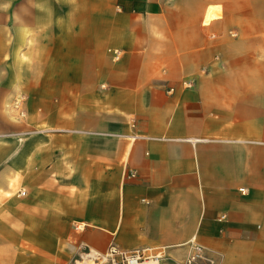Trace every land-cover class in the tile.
<instances>
[{
	"label": "crops",
	"instance_id": "0c3cea01",
	"mask_svg": "<svg viewBox=\"0 0 264 264\" xmlns=\"http://www.w3.org/2000/svg\"><path fill=\"white\" fill-rule=\"evenodd\" d=\"M110 244L264 264V0H0V264Z\"/></svg>",
	"mask_w": 264,
	"mask_h": 264
},
{
	"label": "built area",
	"instance_id": "2783aa9c",
	"mask_svg": "<svg viewBox=\"0 0 264 264\" xmlns=\"http://www.w3.org/2000/svg\"><path fill=\"white\" fill-rule=\"evenodd\" d=\"M171 89V88H170ZM243 190V189H241ZM21 195H24L25 192L20 191ZM84 225H77L78 229H83ZM99 258L105 261L107 264H138L144 262L151 258H155L154 255H148L143 249H133L130 251H125L119 249L116 245L110 244L109 247L103 254H97ZM200 257V247L196 249L195 253L192 254L188 259L187 263H193Z\"/></svg>",
	"mask_w": 264,
	"mask_h": 264
},
{
	"label": "rangeland",
	"instance_id": "374dc122",
	"mask_svg": "<svg viewBox=\"0 0 264 264\" xmlns=\"http://www.w3.org/2000/svg\"><path fill=\"white\" fill-rule=\"evenodd\" d=\"M15 107H16L15 105L14 106L12 105V108L15 109ZM8 108L9 107H6V111L8 110ZM7 112H9V111H7ZM17 112H18V115H22L23 109L18 106ZM17 118H19V117H17ZM81 225H83V224H81ZM146 261H148V260H146ZM82 264H107V263L105 261L101 260L99 258V255H97L96 253L89 252V251H88V253H85V251H83Z\"/></svg>",
	"mask_w": 264,
	"mask_h": 264
},
{
	"label": "bare ground",
	"instance_id": "6f19581e",
	"mask_svg": "<svg viewBox=\"0 0 264 264\" xmlns=\"http://www.w3.org/2000/svg\"><path fill=\"white\" fill-rule=\"evenodd\" d=\"M138 264H158V261L156 258H151L149 259L148 261H145V262H140Z\"/></svg>",
	"mask_w": 264,
	"mask_h": 264
}]
</instances>
